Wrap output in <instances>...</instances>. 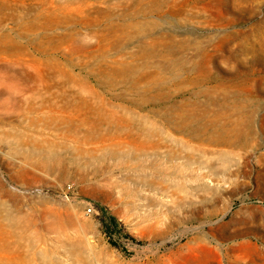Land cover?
I'll list each match as a JSON object with an SVG mask.
<instances>
[{"label": "rangeland", "instance_id": "1", "mask_svg": "<svg viewBox=\"0 0 264 264\" xmlns=\"http://www.w3.org/2000/svg\"><path fill=\"white\" fill-rule=\"evenodd\" d=\"M0 264H264V0H0Z\"/></svg>", "mask_w": 264, "mask_h": 264}, {"label": "trees", "instance_id": "2", "mask_svg": "<svg viewBox=\"0 0 264 264\" xmlns=\"http://www.w3.org/2000/svg\"><path fill=\"white\" fill-rule=\"evenodd\" d=\"M101 211H102V213L105 216L104 219H103V225H104V228H105L106 232H108L110 235H112L113 231L114 232H119V222H118V220L115 217H113V216L107 217L105 215L106 214L105 210L102 209ZM132 239H134V238L132 237ZM112 243L114 245H117V242H115V241H112Z\"/></svg>", "mask_w": 264, "mask_h": 264}, {"label": "built area", "instance_id": "3", "mask_svg": "<svg viewBox=\"0 0 264 264\" xmlns=\"http://www.w3.org/2000/svg\"><path fill=\"white\" fill-rule=\"evenodd\" d=\"M69 188H71V187H69ZM91 210H92V208L90 207V208H89V211H91Z\"/></svg>", "mask_w": 264, "mask_h": 264}]
</instances>
